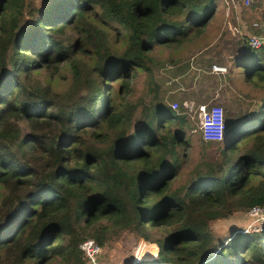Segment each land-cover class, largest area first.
Masks as SVG:
<instances>
[{
  "label": "trees",
  "instance_id": "obj_1",
  "mask_svg": "<svg viewBox=\"0 0 264 264\" xmlns=\"http://www.w3.org/2000/svg\"><path fill=\"white\" fill-rule=\"evenodd\" d=\"M220 1L0 0V264H94L82 243L103 250L123 236L158 249L138 264H264V231L214 230L264 206V46L242 39L229 73L207 74L227 47L205 38ZM199 40L187 55L157 54ZM234 68L259 93L253 108ZM138 71L148 102L131 97ZM198 71L197 104L220 86L235 93L225 138L197 130L188 168L195 124L172 79Z\"/></svg>",
  "mask_w": 264,
  "mask_h": 264
},
{
  "label": "rangeland",
  "instance_id": "obj_2",
  "mask_svg": "<svg viewBox=\"0 0 264 264\" xmlns=\"http://www.w3.org/2000/svg\"><path fill=\"white\" fill-rule=\"evenodd\" d=\"M241 4H243V7H247L245 4V0H240ZM259 18H255L251 22L257 21ZM237 22H247L245 20L244 16H241V9L239 7H235L233 4L229 5L225 2H221L220 5H218L217 10L214 14V16L210 19L209 25L207 27L205 38L210 43H216L218 44L220 42V37L223 35V42L224 46L226 44L227 47H222L223 44L220 46V49L222 47L223 52H221V56L224 60L223 65L224 66H231L232 62H230V58L232 55L228 54V49L233 48L234 43L236 42H243L240 37L243 35L239 33V31L235 30V26H237ZM250 22V21H249ZM233 28V29H231ZM229 33L228 35H226ZM243 33V32H242ZM246 37L249 36L245 35ZM243 38V37H242ZM225 40L228 42H225ZM187 44V46H184L183 48H171L168 49L166 47H161L157 49V54L167 59L170 56L178 57L179 55H187L189 53V49H196L198 45H202V40H199L195 44ZM243 45V44H241ZM199 48V47H198ZM233 67V65L231 66ZM235 69V68H234ZM141 71V70H140ZM239 70L235 69L232 74H230L232 77L235 78V83L238 88L243 90L245 93H249V97L242 98L241 96L237 95L238 98H241L243 100V106L244 108H247L250 106L253 108L256 105V102L254 100V96H257L259 93L254 91L252 89L251 84H248L243 79L242 75L237 74ZM201 81V78L199 79V83ZM119 83L120 82H116ZM132 84L134 87V91L132 94L133 99H144V101L148 102L151 99V93L148 90L147 82H146V75L145 73H137L132 76ZM116 87V86H115ZM117 88V87H116ZM202 88V87H201ZM221 86L215 93L214 97L212 99L207 100L209 104H219L222 105L225 109V100L226 98H230L232 93L229 92V90L225 91L226 93L223 94L221 91ZM235 93V92H234ZM226 96V97H225ZM142 99V100H143ZM181 100H184V96L181 98ZM174 103V102H173ZM172 103V104H173ZM179 108V107H178ZM226 111V109H225ZM239 111V110H238ZM188 115L190 116L191 120L195 124V129L192 131V144L193 147L191 149H184L189 154V163L188 168H191L194 163L199 161L200 157V141L197 142V138L199 136V113L197 111V104L194 105L192 109L188 108ZM172 125V124H171ZM66 155L67 160L71 164H77L81 162V158L76 155V149L71 145L66 147ZM249 224V220L244 215H236V217H232L228 220H220L216 222L214 226V230L216 233H218L221 236L227 237L228 235H231L234 229L246 227ZM158 253V249L154 245H149L144 243L142 240H137L136 238H133L131 236H123L122 238H119L117 241L110 242L106 248H103L102 255L100 258H98V264H138V263H149L155 260ZM133 258V260H131Z\"/></svg>",
  "mask_w": 264,
  "mask_h": 264
},
{
  "label": "built area",
  "instance_id": "obj_3",
  "mask_svg": "<svg viewBox=\"0 0 264 264\" xmlns=\"http://www.w3.org/2000/svg\"><path fill=\"white\" fill-rule=\"evenodd\" d=\"M227 4L235 6L236 0H225ZM259 0H245L247 6L252 5ZM256 33L249 35L247 43L255 49H260L264 46V3L261 17L252 24ZM261 30V32H257ZM230 67L222 64H214L212 72L217 75L225 76L229 73ZM173 109L177 110L178 102L172 104ZM197 111L199 113V130L202 132L203 138L207 141H221L226 135V121L225 109L219 104H209L203 102L197 104ZM249 224L246 228V233H258L264 231V206H254L248 213ZM81 250L88 256V258L97 264L96 257L101 254V247L92 240H87L81 245Z\"/></svg>",
  "mask_w": 264,
  "mask_h": 264
},
{
  "label": "crops",
  "instance_id": "obj_4",
  "mask_svg": "<svg viewBox=\"0 0 264 264\" xmlns=\"http://www.w3.org/2000/svg\"><path fill=\"white\" fill-rule=\"evenodd\" d=\"M261 1L264 2V0H261ZM221 2H225L227 4V1L221 0L218 5H220ZM255 2H257V1H255ZM242 5L243 4H241V2L239 0H236L235 7L241 8ZM262 5H263L262 3H261V5L260 4L259 5L254 4V5H250V7H243L241 9V16H244L245 20L247 22H237V26L234 25L235 30L239 31V33H241L243 35L242 36L243 38L240 37L239 39H241V40L247 39L248 40L249 36L244 37L245 35H248V34L250 35L252 33H256L255 28H253V26L251 25L253 23L251 21L254 20L255 18L261 17L262 10H263ZM231 29H233V28H231ZM228 34L229 33H227L226 35H228ZM179 56H181V55H179ZM189 63L191 64V67L193 69H195L193 59L190 60ZM229 67H231V66H229ZM176 70H177V66L175 65V71ZM207 74L211 75V74H215V73H213L211 71V72H208ZM188 76L189 75H187V77H186V75H179V76L174 75L172 81H173V85H175V86H174V89L172 91V94H173L174 98L179 99V100H181V98L184 96L186 105L189 107V109H192L194 107V105L197 104V102H198L197 100H200V98H196L194 96L192 98H190L191 97L190 92L195 88V87L191 88V85L194 86L195 83L198 81V79H200L202 76L200 75L199 71H198V76L196 78V81H195V78L193 79V81H191V79L188 78ZM184 78H188L186 80V82H184ZM206 101H207V99L204 102H206Z\"/></svg>",
  "mask_w": 264,
  "mask_h": 264
}]
</instances>
